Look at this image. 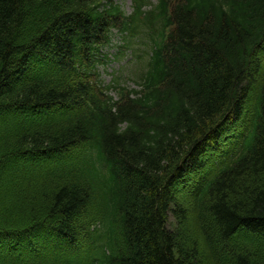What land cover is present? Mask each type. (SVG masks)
Wrapping results in <instances>:
<instances>
[{
  "label": "trees",
  "instance_id": "obj_1",
  "mask_svg": "<svg viewBox=\"0 0 264 264\" xmlns=\"http://www.w3.org/2000/svg\"><path fill=\"white\" fill-rule=\"evenodd\" d=\"M131 2L0 0V264H264V0Z\"/></svg>",
  "mask_w": 264,
  "mask_h": 264
},
{
  "label": "rangeland",
  "instance_id": "obj_2",
  "mask_svg": "<svg viewBox=\"0 0 264 264\" xmlns=\"http://www.w3.org/2000/svg\"><path fill=\"white\" fill-rule=\"evenodd\" d=\"M118 2V4L122 7L123 11L126 14H130L131 13V3L130 0H116ZM120 43V37L118 38H114V42H113V47L117 50V45ZM141 50H144L143 48ZM108 53L113 54L114 51L112 49H110L108 51ZM129 58V56L124 57V59H122V61L120 63H118L117 60L113 61V63H111L108 66V74H106L105 76H103V79L108 81L110 78H112V76L110 75L111 73H115L118 70V67L122 66L125 67L126 63L128 62L127 59ZM130 86L132 88H135V86L133 84H130ZM235 124L233 123V121L229 122L225 127H223L221 129V138L218 142V145L215 148H212L211 146L207 147L206 152L203 155L204 158V164H213L214 162L216 164L219 163V161H221L223 159V157H221L222 154H220L223 150H227L228 147V141L230 144V141L232 142L233 139L239 134L240 132V128L234 126ZM220 131V130H219ZM210 166V165H208ZM200 175L196 174V175H190L188 176L187 179V185L184 188H181V186H176V196H178V198L180 199V202L182 204H184L186 202V200L184 199V196L187 195V193L189 192V190L191 188H193V186H195V184L197 183V180H199ZM199 182V181H198ZM189 187V188H188ZM187 203V202H186ZM182 230L184 231V229L182 228Z\"/></svg>",
  "mask_w": 264,
  "mask_h": 264
}]
</instances>
